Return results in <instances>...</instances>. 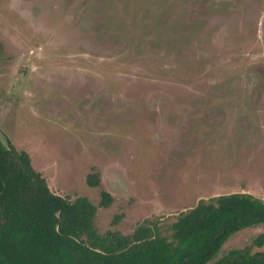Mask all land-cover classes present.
<instances>
[{"label":"rangeland","instance_id":"1","mask_svg":"<svg viewBox=\"0 0 264 264\" xmlns=\"http://www.w3.org/2000/svg\"><path fill=\"white\" fill-rule=\"evenodd\" d=\"M0 138L56 194L109 192L100 233L168 235L200 199L264 200V0H0Z\"/></svg>","mask_w":264,"mask_h":264},{"label":"trees","instance_id":"2","mask_svg":"<svg viewBox=\"0 0 264 264\" xmlns=\"http://www.w3.org/2000/svg\"><path fill=\"white\" fill-rule=\"evenodd\" d=\"M86 182L98 186L99 177L88 174ZM111 202L105 190L97 206L54 193L27 151L0 139V264H264V250L253 251L264 246V231L215 259L233 234L264 224V200L253 194L200 199L176 216L168 235L148 220L129 234L98 232L97 209Z\"/></svg>","mask_w":264,"mask_h":264},{"label":"water","instance_id":"3","mask_svg":"<svg viewBox=\"0 0 264 264\" xmlns=\"http://www.w3.org/2000/svg\"><path fill=\"white\" fill-rule=\"evenodd\" d=\"M1 139V138H0ZM2 140V139H1ZM3 141V140H2ZM4 143H6L5 141H3Z\"/></svg>","mask_w":264,"mask_h":264}]
</instances>
